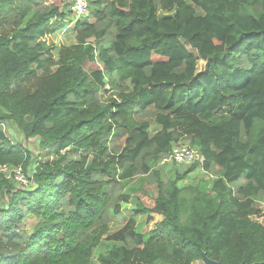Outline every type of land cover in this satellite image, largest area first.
I'll return each instance as SVG.
<instances>
[{
  "label": "trees",
  "instance_id": "16d2710c",
  "mask_svg": "<svg viewBox=\"0 0 264 264\" xmlns=\"http://www.w3.org/2000/svg\"><path fill=\"white\" fill-rule=\"evenodd\" d=\"M90 3L74 21L64 0H0V165L27 181L0 175V264L264 261V0ZM11 123L55 158L36 164ZM182 146L201 160L164 180ZM195 170L210 186L180 185ZM142 214L162 219L141 233Z\"/></svg>",
  "mask_w": 264,
  "mask_h": 264
},
{
  "label": "rangeland",
  "instance_id": "374dc122",
  "mask_svg": "<svg viewBox=\"0 0 264 264\" xmlns=\"http://www.w3.org/2000/svg\"><path fill=\"white\" fill-rule=\"evenodd\" d=\"M64 3L66 4V10H68L69 9L68 0H64ZM93 10H94V6L92 3H90L89 10L86 13L87 18L90 19L91 17L90 13ZM69 32L70 30H68L67 33H56L52 37L51 41L54 44H56L57 47H59L60 45H68L70 41L66 37L68 36ZM205 68H206V62L199 60L197 63V67H196L197 73L204 72ZM5 130H6L5 134L14 143L19 144L20 146H22L25 150H27L34 156L36 160V164L40 162H44V161H52L55 158L56 148L54 146H49L47 149L41 150L37 146V142L35 141V139L33 138V139L26 140L23 137V135L18 131V129H16V126L14 125V123H11L9 125V128L5 127ZM122 134L123 132L119 130L114 131V133L112 134L110 138V145L113 146L114 144L119 142L120 139H122ZM159 167L161 169V175L164 180L174 178L175 172L177 170V164L174 163L172 160H168L167 162H164V163L161 162ZM210 182L211 181L208 179V177L205 174H203L199 170H195L194 172L189 173L186 176V178L182 182H180V185L187 186V185L201 184L203 186H210ZM143 200L146 201L147 198H143ZM131 205H132V202H130L129 206H124L119 216H117V218L114 219L113 223L111 224L108 230L109 236L107 238H104L103 242L94 251L95 258H97L98 255L106 254L112 246L118 245V243L113 242L114 240H113L112 235L119 232L122 229L125 222H127L132 216L130 212H126L125 210L127 208H130ZM254 207L264 214V203H257L256 205H254ZM152 217H153V220L147 223L146 214L136 216L135 221L137 223V230H139V232L141 233H146L151 228H153L155 223L159 222L162 219L160 215H156V214H152ZM195 264H202V263L197 262Z\"/></svg>",
  "mask_w": 264,
  "mask_h": 264
},
{
  "label": "built area",
  "instance_id": "2783aa9c",
  "mask_svg": "<svg viewBox=\"0 0 264 264\" xmlns=\"http://www.w3.org/2000/svg\"><path fill=\"white\" fill-rule=\"evenodd\" d=\"M91 0H68L69 10L74 21L86 16ZM172 160L178 165L189 166L201 160V153L196 148L182 146L174 148L171 154L161 160L162 163ZM160 162V163H161ZM0 175L12 177L17 183L26 186L27 181L20 169H10L7 165H0Z\"/></svg>",
  "mask_w": 264,
  "mask_h": 264
},
{
  "label": "water",
  "instance_id": "95a60500",
  "mask_svg": "<svg viewBox=\"0 0 264 264\" xmlns=\"http://www.w3.org/2000/svg\"><path fill=\"white\" fill-rule=\"evenodd\" d=\"M202 263L203 264H219L218 262L209 259L205 253L202 254ZM241 264H246L245 262H242ZM253 264H264V261L262 262H255Z\"/></svg>",
  "mask_w": 264,
  "mask_h": 264
},
{
  "label": "crops",
  "instance_id": "0c3cea01",
  "mask_svg": "<svg viewBox=\"0 0 264 264\" xmlns=\"http://www.w3.org/2000/svg\"><path fill=\"white\" fill-rule=\"evenodd\" d=\"M158 130H159V127H153L150 129V132H151V134H154Z\"/></svg>",
  "mask_w": 264,
  "mask_h": 264
}]
</instances>
